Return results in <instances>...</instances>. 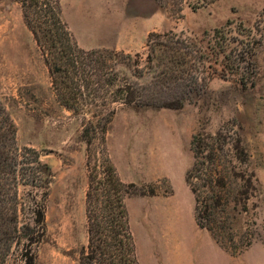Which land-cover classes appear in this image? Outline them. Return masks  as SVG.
<instances>
[{
  "label": "rangeland",
  "instance_id": "374dc122",
  "mask_svg": "<svg viewBox=\"0 0 264 264\" xmlns=\"http://www.w3.org/2000/svg\"><path fill=\"white\" fill-rule=\"evenodd\" d=\"M99 1L103 18L121 15L125 29L132 31L142 25L148 34L171 30L179 38L205 46L203 32L230 21L225 29L229 38L259 41L254 44L253 84L251 78L243 85L237 75H217L179 108L114 104L116 111L105 139L120 178L155 190L126 199L140 264H264V0ZM83 5L82 0L61 1V16L70 31L71 27L84 28L83 14L88 13L78 12ZM148 34L142 43L136 39V47L116 49L131 57L122 58L124 62L117 66V85L126 81L145 86L162 67L158 66L159 59H165L161 50L156 51V67L145 66ZM136 60L138 66L133 65ZM176 90L162 88V94L171 100ZM0 99L15 124L17 146L33 148L52 171L44 201L45 230L30 246L35 264H78L87 240L84 200L88 183L86 144L80 134L91 109L83 106L74 112L59 102L15 0H0ZM221 128L241 137L249 155L243 167L254 174L259 189L237 226V239L250 236L251 242L234 254L195 224L194 198L185 181L193 162L192 135ZM93 141L98 150V139ZM94 161L99 163L98 154L90 164ZM42 190L19 185V225L32 227L31 199L39 200ZM26 244L22 239L13 245L6 264H23L21 251Z\"/></svg>",
  "mask_w": 264,
  "mask_h": 264
},
{
  "label": "trees",
  "instance_id": "16d2710c",
  "mask_svg": "<svg viewBox=\"0 0 264 264\" xmlns=\"http://www.w3.org/2000/svg\"><path fill=\"white\" fill-rule=\"evenodd\" d=\"M15 1L41 52L59 102L74 112L83 106L91 109L80 134L86 144L88 183L84 200L87 240L78 264H140L126 199L135 194H154L155 190L123 181L109 157L105 135L116 111L114 104L179 108L197 97L207 80L217 75H237L239 83L246 85L255 72L254 44L259 41L253 37L252 42L229 38L225 29L230 21L205 30V46L179 38L171 30L151 32L146 40L145 66L154 69L156 51L161 50L165 59H159L158 66L162 67L145 86L126 81L117 85V66L124 62L122 58L131 59L130 55L116 49L81 48L62 19V0ZM252 29L257 30V25ZM133 65L138 66V61ZM172 85L177 90L171 100L165 99L162 88L173 89ZM15 132V124L0 99V264H6L13 245L22 239L27 240L21 251L23 264H35L30 246L45 230L44 201L52 171L33 148L17 146ZM94 139H98V150ZM190 150L193 162L185 181L194 198L195 224L232 254L240 252L249 246L251 237L241 235L237 239L239 218L248 212L250 197L259 190L254 174L243 167L249 155L242 139L237 132L222 128L208 134L197 132L192 135ZM96 154L99 163L90 164ZM19 185L43 189L39 200L31 199L32 227L19 225Z\"/></svg>",
  "mask_w": 264,
  "mask_h": 264
},
{
  "label": "crops",
  "instance_id": "0c3cea01",
  "mask_svg": "<svg viewBox=\"0 0 264 264\" xmlns=\"http://www.w3.org/2000/svg\"><path fill=\"white\" fill-rule=\"evenodd\" d=\"M82 3L85 5L78 7V12L84 10L88 13V15L83 14L84 28L81 29L77 26L73 29L71 27V33L77 44L83 49L136 47L138 46L136 39L142 43L149 32L144 25L133 31L125 29L121 15L116 17V14L111 13V16L106 14L103 18L100 15L101 12H104L101 8L102 2L99 0H82Z\"/></svg>",
  "mask_w": 264,
  "mask_h": 264
}]
</instances>
